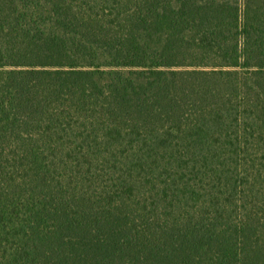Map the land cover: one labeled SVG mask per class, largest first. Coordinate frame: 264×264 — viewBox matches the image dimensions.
Listing matches in <instances>:
<instances>
[{
	"label": "trees",
	"instance_id": "16d2710c",
	"mask_svg": "<svg viewBox=\"0 0 264 264\" xmlns=\"http://www.w3.org/2000/svg\"><path fill=\"white\" fill-rule=\"evenodd\" d=\"M0 264H264V0H0Z\"/></svg>",
	"mask_w": 264,
	"mask_h": 264
}]
</instances>
